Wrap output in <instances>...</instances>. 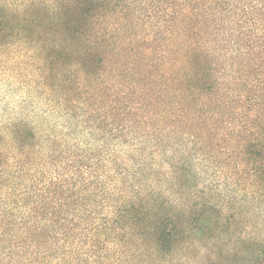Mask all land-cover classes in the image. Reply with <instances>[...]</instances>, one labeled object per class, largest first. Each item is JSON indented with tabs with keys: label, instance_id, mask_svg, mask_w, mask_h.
<instances>
[{
	"label": "clouds",
	"instance_id": "obj_1",
	"mask_svg": "<svg viewBox=\"0 0 264 264\" xmlns=\"http://www.w3.org/2000/svg\"><path fill=\"white\" fill-rule=\"evenodd\" d=\"M0 264H264V0H0Z\"/></svg>",
	"mask_w": 264,
	"mask_h": 264
},
{
	"label": "trees",
	"instance_id": "obj_2",
	"mask_svg": "<svg viewBox=\"0 0 264 264\" xmlns=\"http://www.w3.org/2000/svg\"><path fill=\"white\" fill-rule=\"evenodd\" d=\"M93 3V0H87V4L91 5Z\"/></svg>",
	"mask_w": 264,
	"mask_h": 264
}]
</instances>
